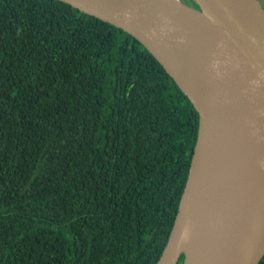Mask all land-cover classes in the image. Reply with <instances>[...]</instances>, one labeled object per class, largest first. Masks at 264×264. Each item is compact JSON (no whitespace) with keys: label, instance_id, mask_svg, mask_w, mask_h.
Masks as SVG:
<instances>
[{"label":"trees","instance_id":"trees-1","mask_svg":"<svg viewBox=\"0 0 264 264\" xmlns=\"http://www.w3.org/2000/svg\"><path fill=\"white\" fill-rule=\"evenodd\" d=\"M197 133L131 36L59 0H0V264H156Z\"/></svg>","mask_w":264,"mask_h":264},{"label":"water","instance_id":"water-1","mask_svg":"<svg viewBox=\"0 0 264 264\" xmlns=\"http://www.w3.org/2000/svg\"><path fill=\"white\" fill-rule=\"evenodd\" d=\"M123 31L198 113L188 176L156 264L264 257V7L260 0H59Z\"/></svg>","mask_w":264,"mask_h":264},{"label":"rangeland","instance_id":"rangeland-1","mask_svg":"<svg viewBox=\"0 0 264 264\" xmlns=\"http://www.w3.org/2000/svg\"><path fill=\"white\" fill-rule=\"evenodd\" d=\"M260 2H261V4L263 5V7H264V0H260Z\"/></svg>","mask_w":264,"mask_h":264}]
</instances>
